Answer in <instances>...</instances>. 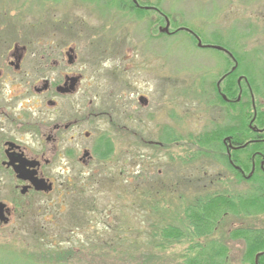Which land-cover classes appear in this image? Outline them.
Wrapping results in <instances>:
<instances>
[{"label": "rangeland", "instance_id": "374dc122", "mask_svg": "<svg viewBox=\"0 0 264 264\" xmlns=\"http://www.w3.org/2000/svg\"><path fill=\"white\" fill-rule=\"evenodd\" d=\"M124 2L0 0L7 41L73 49L76 62L57 70L80 75L82 87L93 76L98 94L105 93L95 99L88 92L85 99L81 96L83 108L90 99L94 107L104 102L116 107L121 170L127 167L121 158L127 146L124 110L132 118L128 127L134 149V171L72 176L67 191L62 183L68 176L60 174L63 161L56 158L47 174L56 188L52 194L22 197L24 219L0 226V264H184V258L201 255L187 241L166 249L151 242L160 228L175 224L184 203L179 196L190 200L203 185L187 181L185 192L177 183L179 166L163 168L166 153L174 155L175 147L166 152L158 144L164 133L177 131L185 158L193 153L187 135L220 125L222 110L213 103V84L232 67L230 53L239 61L240 76L251 79L257 110L264 116V0H137L152 9L132 13V18L124 17ZM165 19L169 34L163 31ZM196 38L230 53L199 48ZM79 97L60 98L61 107ZM81 129L90 132L91 126ZM199 160L203 162L180 166L185 178L197 173L210 179L218 173L229 176L211 159ZM256 177L254 186L264 189ZM6 189L2 196H8ZM32 212L36 218L30 221ZM261 214L242 220L262 226ZM228 248L226 264H242L240 248Z\"/></svg>", "mask_w": 264, "mask_h": 264}, {"label": "flooded vegetation", "instance_id": "af4514ba", "mask_svg": "<svg viewBox=\"0 0 264 264\" xmlns=\"http://www.w3.org/2000/svg\"><path fill=\"white\" fill-rule=\"evenodd\" d=\"M121 4L126 13L124 17L130 15L131 18L136 9L147 11L151 8L139 5L137 0H125ZM4 30L0 17V192L5 188L9 190L8 196L0 194V226L24 219V212L19 205L22 197L52 194L56 188L47 174L56 158L63 161L62 167L58 166L60 174L71 177H67L62 183L66 191L72 186V176L113 172H118L121 176V172L134 171L133 135L128 127L132 120L130 115L125 110L122 113V119L127 124L123 127L127 134V146L121 158L125 160L123 164L127 167L121 170L115 129L119 125L115 119L116 107L112 104L105 106L106 102L94 107L93 100L90 99L86 108H83L81 96L85 99L88 92L87 97L95 99L105 93L99 91L98 94L93 76L88 78L90 84L82 87L83 79L80 75L75 76L72 72L63 74L57 70L63 63L73 65L76 62L73 49H59L53 44L34 40L7 41ZM229 60L231 61L230 58ZM78 94L80 97L76 102L69 101L68 106L61 107L60 98H74ZM254 100V94L250 93L253 109L256 103ZM142 101L143 98H140L139 104ZM85 109L88 110L87 113ZM259 119L263 125L257 126L255 130L253 142L256 147L250 156L246 153L245 146H236L229 141L224 143L227 136L221 140L224 151H221V146L216 145L218 150L215 153V145L212 143L209 144L207 156L204 154L206 151L196 143L197 134L187 135L185 142L192 146L193 153L185 158L181 153V137L177 131L164 133L163 140L158 144L166 152L172 150L171 145L175 147L174 155L166 153L163 168L179 166L176 172L177 183L181 184L185 192L187 181L203 183L190 200L182 195L178 198L184 202L180 216L184 223L183 230L187 232L186 241L197 250L203 248L214 251L224 246L229 257L228 247L235 246L240 248L239 259L243 262L250 254L246 251L243 235H239L244 234L245 230H262L264 236V218L262 226L247 225L242 220L253 217L254 211L256 216L262 213L264 217V189L259 197L253 198L249 185L251 174L232 164V161L258 159L260 170L254 175L260 176L264 183V116ZM83 124L91 126V131H83ZM80 138L84 142H80ZM202 158L205 161L206 158L211 159L213 163L228 162L239 176H234L218 163L229 172L230 178L219 173L214 179L199 176V173L195 178H185L180 166L201 164L203 161L199 159ZM39 185L50 186V189L37 190ZM240 185L244 187L243 190L234 188ZM258 198L262 201L261 204L258 203ZM189 206L201 208L191 212L188 210ZM15 208H18L17 211ZM260 210L261 213H257ZM33 213L29 217L30 221L36 218ZM195 214L197 218H194ZM196 230L198 232L195 234ZM261 255H264V250L255 253L253 258L257 260Z\"/></svg>", "mask_w": 264, "mask_h": 264}, {"label": "trees", "instance_id": "16d2710c", "mask_svg": "<svg viewBox=\"0 0 264 264\" xmlns=\"http://www.w3.org/2000/svg\"><path fill=\"white\" fill-rule=\"evenodd\" d=\"M141 12H143V10L140 9H136L134 11L135 14H140ZM174 32L177 33V31ZM160 34L161 32L158 31V35ZM220 46L221 45L219 44L218 47ZM232 58V67L229 70H225L215 84H213V92L215 93V100L213 103L218 105L220 110H222L221 112L224 113L223 121L220 125H215L213 128L207 129L204 132L197 134V137H195L197 138L196 143L200 146V149L206 151L204 153L205 156L209 155V151H207L210 150L209 144L213 143V145H215L213 151L216 153L218 150L216 145L221 146L222 148L221 140L226 136L229 138L230 144L245 146L244 149L246 150L248 156H250V153L253 152L256 147L253 142L256 137L255 130L257 126L263 125L262 122L259 121V118L263 116L262 112H258L256 104L253 109L252 103L250 102V93H255L253 87H251V79L246 76H241L240 78L241 74L238 71L240 65L239 61H237L236 56H233V53ZM245 97L247 98V101L245 100ZM240 149L242 150V148ZM234 157L235 155L232 156V158ZM217 163L225 166L226 169L234 176H239L238 173L228 164V162ZM232 164L237 166V168L241 171L243 170V172L251 174V196L253 198L259 197L263 190L262 186L258 184L257 187L254 186L255 182H257V177L254 174L258 173L260 170L258 159H248L245 162H242L241 160L232 161ZM258 203L261 204L262 201ZM252 205H255V202H252ZM199 208L201 207L189 206L188 210L196 212ZM214 208H216V206H214ZM254 213L256 212L254 211L252 214ZM196 215L197 214H195L194 218H197ZM177 218V220L175 219V223L177 224L170 223L160 228L158 235H153L151 242H153L154 247L166 249L170 245L186 241L187 232L186 230H183L184 223L180 215ZM197 232L198 230H196L195 234ZM239 236L244 238L246 251L250 254L247 259L243 260L242 264H264V255L258 256L257 260L253 258L255 253L263 252L264 250L263 231L245 230L244 234L241 233ZM190 249L197 250L194 247H190ZM198 251L201 255L197 257L184 258V264H226L225 258L227 257V249L224 246L214 249V251H216L215 253L213 250L210 251L203 248L198 249Z\"/></svg>", "mask_w": 264, "mask_h": 264}, {"label": "water", "instance_id": "95a60500", "mask_svg": "<svg viewBox=\"0 0 264 264\" xmlns=\"http://www.w3.org/2000/svg\"><path fill=\"white\" fill-rule=\"evenodd\" d=\"M165 22H166V27L163 29V31H164L166 34H169V33H168L169 22H167V19H165ZM196 40H197V42H198L197 46H198L199 48H201V46H204V45L201 44V42H199L198 38H196ZM207 48H212V49H215V50H217V51H221V52L224 51L225 53H228V52L225 51L223 48L218 47V46H213V45H211V46H207ZM228 54H229V53H228ZM229 56L232 58V56H231L230 54H229ZM226 141H229V138H226V139L224 140V143H225ZM39 184H40V182H39ZM47 189H50V186L45 187V186L39 185L38 188H37V190H47ZM22 193H24V190L22 191ZM0 207H1V205H0ZM0 210H1V208H0Z\"/></svg>", "mask_w": 264, "mask_h": 264}]
</instances>
